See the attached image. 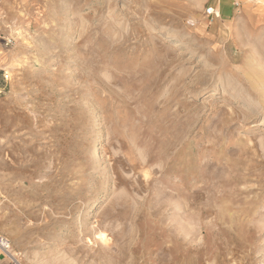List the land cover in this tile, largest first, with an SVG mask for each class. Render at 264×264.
I'll list each match as a JSON object with an SVG mask.
<instances>
[{"label": "rangeland", "instance_id": "obj_1", "mask_svg": "<svg viewBox=\"0 0 264 264\" xmlns=\"http://www.w3.org/2000/svg\"><path fill=\"white\" fill-rule=\"evenodd\" d=\"M0 235L19 264H264V0H0Z\"/></svg>", "mask_w": 264, "mask_h": 264}, {"label": "built area", "instance_id": "obj_2", "mask_svg": "<svg viewBox=\"0 0 264 264\" xmlns=\"http://www.w3.org/2000/svg\"><path fill=\"white\" fill-rule=\"evenodd\" d=\"M205 12L208 16H211V17H219L220 16V12L212 6L207 7ZM6 42L9 43L10 40L7 39ZM0 250L10 255V253H9L10 242L6 237H4L2 235H0Z\"/></svg>", "mask_w": 264, "mask_h": 264}, {"label": "crops", "instance_id": "obj_3", "mask_svg": "<svg viewBox=\"0 0 264 264\" xmlns=\"http://www.w3.org/2000/svg\"><path fill=\"white\" fill-rule=\"evenodd\" d=\"M0 264H19L10 254L0 250Z\"/></svg>", "mask_w": 264, "mask_h": 264}, {"label": "bare ground", "instance_id": "obj_4", "mask_svg": "<svg viewBox=\"0 0 264 264\" xmlns=\"http://www.w3.org/2000/svg\"><path fill=\"white\" fill-rule=\"evenodd\" d=\"M99 235H100V236H103V233H100Z\"/></svg>", "mask_w": 264, "mask_h": 264}]
</instances>
